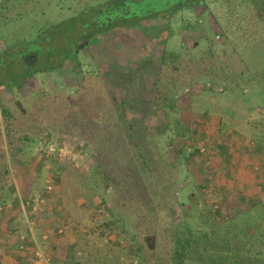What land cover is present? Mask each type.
<instances>
[{"label":"rangeland","instance_id":"rangeland-1","mask_svg":"<svg viewBox=\"0 0 264 264\" xmlns=\"http://www.w3.org/2000/svg\"><path fill=\"white\" fill-rule=\"evenodd\" d=\"M91 1L0 0V53L36 39ZM171 26L165 49L179 56L158 71L151 63L158 47L131 44L124 53L102 44L106 69L131 68L139 57L144 80L157 81L160 105L181 94L178 110H155L144 121L157 131L147 145L152 140L166 152L152 153L150 180L128 157L127 123L88 53L20 87L0 86V174L8 171L5 181L27 200L17 206L13 193L3 206L0 177V240L26 237L29 223L53 264L69 263L75 245L80 264H161L173 249V227L185 217L194 223L209 205L218 207L216 214L240 215L263 201L264 21L252 3L230 0L182 11ZM78 63L84 64V84L73 75ZM5 72L8 77L15 68ZM23 249L30 253L33 245Z\"/></svg>","mask_w":264,"mask_h":264},{"label":"trees","instance_id":"trees-1","mask_svg":"<svg viewBox=\"0 0 264 264\" xmlns=\"http://www.w3.org/2000/svg\"><path fill=\"white\" fill-rule=\"evenodd\" d=\"M217 1L230 0H93L79 9L72 18L40 31L36 39L23 41L0 53V86L8 89L20 87L26 84L32 75L62 70L76 57L84 52L88 53L100 76L108 80L107 83L112 86L114 102L121 109L123 120L127 123L130 135L128 153L133 154L128 157L139 162V166L142 167L141 175L150 180L155 175L152 153L160 151L158 144H154L152 140L150 145H147L148 135L155 136L157 131L155 133V127H149L144 121L148 120L155 110L166 112L178 110L181 94L174 93L170 103L160 105L153 90L157 86V81L147 83L144 80L145 67L139 61V57L134 58L139 64L133 63L131 68H128L126 63L117 64L111 70L106 69L107 65L103 67L101 64L103 41L108 42L111 47L125 48L122 49L124 53L130 51L131 44L142 49L150 47L152 51L158 47L159 57L151 62L154 64V70L158 71L168 64V58L177 59L179 56L178 52L169 53L165 49L166 43L174 35L172 19L182 11L204 7ZM243 2L252 3L259 18L264 21V0ZM126 42L129 44L123 47ZM8 65L15 68V73L7 77L3 74H6ZM20 68V72H17ZM83 70V63L76 64L73 69V75L80 80L77 81L78 84H84L87 79ZM262 81L264 87V78ZM135 84L140 88L134 89ZM193 84L188 83L191 88ZM259 85L263 89L260 83ZM68 88L78 92L77 86L70 84ZM7 116L9 114L5 111L3 117ZM150 129H154V132ZM165 153L162 150L160 155L165 156ZM157 171L159 174L165 173L163 168H158ZM7 174L8 171L0 174L1 189L4 190L3 194L1 193L2 205H7L9 201L6 200H11L13 193L15 196L12 201L17 206L27 203V200H22L16 195V188L5 181L4 177ZM151 181L153 185L158 186L155 180ZM172 183L174 182H171V185ZM107 187L106 192L110 190ZM160 191L159 188L152 195L158 196ZM154 203L152 201L151 205ZM216 210L212 205L206 206L198 214L195 213L197 217L194 223L185 217L183 223L174 226L170 235L174 243L173 249L168 251L164 257L166 260L161 264H264V199L245 213L231 215L232 217L229 212L219 211L216 214L214 212ZM77 252L78 246L75 245L70 255L66 256L69 263L64 264H80L78 259H75Z\"/></svg>","mask_w":264,"mask_h":264},{"label":"crops","instance_id":"crops-1","mask_svg":"<svg viewBox=\"0 0 264 264\" xmlns=\"http://www.w3.org/2000/svg\"><path fill=\"white\" fill-rule=\"evenodd\" d=\"M27 231H29V235H27L25 238V241L23 242L21 238L17 239H7V240H0V248H4L0 251V264H32V252L27 253L25 249H21V244L23 243L26 245V247L29 246L31 243V224L27 223ZM39 239V238H38ZM44 240V243L46 241L45 237L42 238ZM58 240V239H56ZM13 243L14 246H10L11 250H7L9 246L6 244ZM55 244V243H54ZM57 244V243H56ZM56 260V259H55Z\"/></svg>","mask_w":264,"mask_h":264},{"label":"built area","instance_id":"built-area-1","mask_svg":"<svg viewBox=\"0 0 264 264\" xmlns=\"http://www.w3.org/2000/svg\"><path fill=\"white\" fill-rule=\"evenodd\" d=\"M200 152L203 153L205 151V148L203 145L199 147ZM218 209V207H215ZM64 229L63 228H58V234H63ZM31 243L33 245V250H32V259L33 262L32 264H53L51 256L44 251V249L40 246V244L36 241L37 238L35 234L33 233V229L31 230ZM21 240L24 242L25 238L21 237ZM23 243L21 244V249H23Z\"/></svg>","mask_w":264,"mask_h":264}]
</instances>
